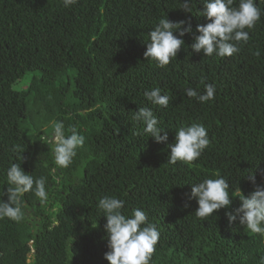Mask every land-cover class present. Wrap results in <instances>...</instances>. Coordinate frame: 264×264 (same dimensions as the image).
<instances>
[{"label": "trees", "instance_id": "obj_1", "mask_svg": "<svg viewBox=\"0 0 264 264\" xmlns=\"http://www.w3.org/2000/svg\"><path fill=\"white\" fill-rule=\"evenodd\" d=\"M256 2L264 9V0ZM180 7L181 0H77L70 7L0 0V199L7 202L12 163L46 177L49 195L41 204L24 194L19 222L0 218V264H109L98 208L105 196L124 200L125 215L144 210L157 226L150 264H262L264 238L238 219L229 225L226 212L239 208L236 195L255 191L249 174L264 185V15L231 57L195 53L193 35L185 34L176 59L157 67L144 52L160 18L190 20L196 35L209 22L201 0H192V13ZM205 84L215 85L213 100L186 96L184 89L203 93ZM155 87L171 98L167 108L144 97ZM138 107L153 109L167 143L143 134L132 120ZM56 120L86 139L73 163L53 173L46 137ZM193 123L206 128L209 146L191 164L167 163L175 131ZM217 174L229 181L232 202L202 220L191 184Z\"/></svg>", "mask_w": 264, "mask_h": 264}, {"label": "clouds", "instance_id": "obj_2", "mask_svg": "<svg viewBox=\"0 0 264 264\" xmlns=\"http://www.w3.org/2000/svg\"><path fill=\"white\" fill-rule=\"evenodd\" d=\"M201 2L203 10L199 11L200 16L209 22L197 25L196 32L199 35L193 33L190 20L172 22L167 16L160 18L148 34L144 57L155 61L157 67H166L176 59L179 50L185 44L182 39L185 34L193 35V43L190 45L193 52H203L206 57L213 55L221 58L231 57L240 51L241 42H248L249 31L264 15V9L257 6L256 0H239L238 5L237 0ZM75 3L77 0H63L65 7ZM180 8L186 13H192V0H181ZM184 92L187 97L206 103L214 99L216 88L214 84H205L203 93L191 87L184 89ZM143 95L152 105L163 108L168 107L171 99L166 94L162 95L159 87L145 90ZM132 120L141 123L143 134L152 137L156 143H167V131L160 126V121L152 108L138 107V110L133 112ZM51 129V134L46 139L53 147L57 167L51 171L55 173L73 163L86 138L75 127L66 130L64 122L60 120L53 121ZM175 133V143L168 145L171 151L167 163L170 164L178 161L191 164L201 157L210 144L208 132L202 124L181 126ZM13 151H16L15 147ZM6 176L8 199L7 202L0 199V218L6 217L17 222L23 220L25 212L22 208V198L26 193L33 192L41 204L48 202L46 177L37 178L26 173L21 163H12L7 169ZM247 179L255 185V191L249 196L236 195L241 200L240 206L234 212H226V216L229 225L238 219L240 225L264 238V185L256 183L255 173L249 174ZM191 185L190 199H196L198 204L196 217L205 220L213 216L217 210L226 209L231 205L233 196L230 195V184L225 177L217 174L215 178H206ZM239 193H242L240 189ZM124 205L125 201L115 196H105L99 200L98 208L106 217L104 230L109 249L104 258L109 264H150L160 232L157 226L150 222L144 210L135 208L130 215H125L122 211ZM96 226L97 224L92 225L93 228Z\"/></svg>", "mask_w": 264, "mask_h": 264}, {"label": "rangeland", "instance_id": "obj_3", "mask_svg": "<svg viewBox=\"0 0 264 264\" xmlns=\"http://www.w3.org/2000/svg\"><path fill=\"white\" fill-rule=\"evenodd\" d=\"M15 88H17V86H15Z\"/></svg>", "mask_w": 264, "mask_h": 264}]
</instances>
